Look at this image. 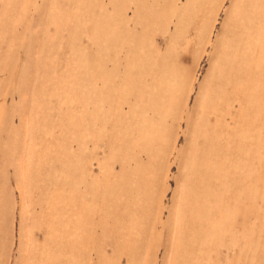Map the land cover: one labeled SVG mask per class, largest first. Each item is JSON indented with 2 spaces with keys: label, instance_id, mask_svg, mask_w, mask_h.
<instances>
[{
  "label": "rangeland",
  "instance_id": "374dc122",
  "mask_svg": "<svg viewBox=\"0 0 264 264\" xmlns=\"http://www.w3.org/2000/svg\"><path fill=\"white\" fill-rule=\"evenodd\" d=\"M0 264H264V0H0Z\"/></svg>",
  "mask_w": 264,
  "mask_h": 264
}]
</instances>
